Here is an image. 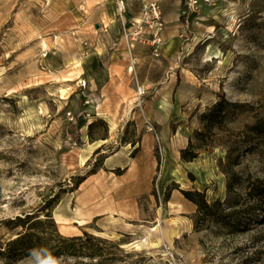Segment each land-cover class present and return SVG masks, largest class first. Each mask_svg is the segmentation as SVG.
<instances>
[{
    "label": "rangeland",
    "instance_id": "1",
    "mask_svg": "<svg viewBox=\"0 0 264 264\" xmlns=\"http://www.w3.org/2000/svg\"><path fill=\"white\" fill-rule=\"evenodd\" d=\"M151 1L166 21L162 55L137 46L135 71L129 74L127 68L114 82L116 92L107 93L101 105L99 92L89 107L84 97L90 93L77 97L85 90L79 86L65 99L50 93L68 88L61 86L66 76L55 67L77 44L85 48L100 34L121 39L115 0H0V221L32 211L56 194L64 197L73 178L87 175L106 156L138 148L135 221L111 216L81 225L71 220L61 234L87 232L120 243L117 260L105 264H264V214L246 231H197V206L182 193L202 191L209 202L226 199L227 176L220 168L225 149L198 157L210 184L184 166L186 188L169 184V201L167 188L158 189L165 147L174 164L181 162L200 115L221 93L235 106L229 124L235 131L264 118V0H135L131 17ZM85 21L87 32L78 35L76 25ZM209 49L223 57L208 56ZM139 84L148 88L141 97ZM125 141H135V147ZM234 169L245 178H264V145L243 151ZM100 171L95 182L115 192L118 175L112 172L109 179ZM53 215L58 217L56 209ZM15 235L0 224L2 241ZM37 259L16 264H38Z\"/></svg>",
    "mask_w": 264,
    "mask_h": 264
},
{
    "label": "trees",
    "instance_id": "2",
    "mask_svg": "<svg viewBox=\"0 0 264 264\" xmlns=\"http://www.w3.org/2000/svg\"><path fill=\"white\" fill-rule=\"evenodd\" d=\"M234 108L226 95L221 93L219 99L200 115V127L181 150V159L187 163L197 159L202 152H213L216 148L226 150L225 158L220 160V168L227 176L225 200L209 202L205 192L182 190L185 198L197 206V231H212L214 228L229 234L246 231L251 227L252 221L264 214V178H245L234 169L240 164L243 151H251L258 144L264 145V118L247 125L241 131H235L229 125ZM128 144L135 147V141H125V145ZM101 150L102 147L96 154ZM137 150L138 148L134 150L131 157H135ZM100 170L107 171L104 162L87 175L73 178L71 189L65 193L75 192L88 177ZM125 171L126 169L121 168L111 170L116 175H122ZM170 192L168 187L165 201L170 200ZM62 198L60 194H56L32 211L0 221L1 225L16 233L6 241L0 239L1 264H16L35 257L38 258V264H59L60 260L84 258L97 260V264L117 260L114 255L121 251L120 243L87 232L72 237L60 233L53 212Z\"/></svg>",
    "mask_w": 264,
    "mask_h": 264
},
{
    "label": "crops",
    "instance_id": "3",
    "mask_svg": "<svg viewBox=\"0 0 264 264\" xmlns=\"http://www.w3.org/2000/svg\"><path fill=\"white\" fill-rule=\"evenodd\" d=\"M128 2L132 6L133 13L135 0H128ZM87 3L85 2L82 6L88 10ZM115 21H112V23H115ZM87 25L88 22L86 23V21L85 23L77 24L76 27L79 30L76 33L78 35L85 34ZM94 25L99 24L94 22ZM117 35L119 36V33ZM94 39H96V36ZM77 45V48L67 58L63 56V64H59L60 69L55 67L58 70H62V73H60L62 77L66 76L60 82L61 86H67L69 90H77L78 81L83 80L87 83V89L80 91L77 97L87 92L93 96L100 95V92L101 101L95 99L96 104L101 105V103L106 102V99L103 100V98L107 97V93L116 92V89H112L114 82L125 75L127 68L130 74L135 71V67L132 72L129 71V59H127L129 54L121 39H112L100 34L99 41L85 42V48H82L80 44ZM132 151L133 149L129 147H123L118 152L109 155L104 161L107 171H103L106 178L111 179V170L115 168L126 169L122 175L116 176L118 189H114L115 192L111 190L109 192L107 191L108 187L105 188L104 184L100 185L95 182L97 177L101 176V171H99L97 174L88 177L78 190L65 195L61 199L56 208L58 214L68 218L69 221L84 220L85 225L97 218H110L111 216L121 221L134 222L135 157H131ZM56 219L59 229H61L64 224L58 220V217H55Z\"/></svg>",
    "mask_w": 264,
    "mask_h": 264
},
{
    "label": "built area",
    "instance_id": "4",
    "mask_svg": "<svg viewBox=\"0 0 264 264\" xmlns=\"http://www.w3.org/2000/svg\"><path fill=\"white\" fill-rule=\"evenodd\" d=\"M116 16L120 23L121 40L124 42L127 53L129 54V71L134 70L137 58L135 51L137 46H143L151 51L155 57H160L164 51L165 40L164 31L166 21L161 12L160 6L156 1L144 4L138 16L131 17L132 6L128 0H115ZM46 56V54H44ZM79 88L86 89L87 83L83 80L78 81ZM148 88L139 84L137 95L139 97L146 94ZM95 99L92 94L84 97L86 106L93 107Z\"/></svg>",
    "mask_w": 264,
    "mask_h": 264
},
{
    "label": "bare ground",
    "instance_id": "5",
    "mask_svg": "<svg viewBox=\"0 0 264 264\" xmlns=\"http://www.w3.org/2000/svg\"><path fill=\"white\" fill-rule=\"evenodd\" d=\"M208 56L209 55H214L213 58H222V52L217 51L213 52L211 49L208 50ZM69 89L67 88H57V89H52L50 92L52 95H55L56 93L60 94L61 98L65 99L66 95L68 93ZM168 108L166 104H164L163 109ZM204 153H202L201 156H203ZM164 157H165V169L160 175L159 178V183H158V189L162 193L166 190L167 186L173 182H176L180 185L181 188H186V181H185V176L183 174V168L186 166L189 170H194L196 174L199 176L200 181L202 183L208 185L210 184V180L208 178V175L206 174V171L203 166L202 159L197 158L192 162L185 163L183 161L174 164L172 162V157L170 155V152L167 147L164 149ZM58 220L63 222L64 225H62V228L67 231L68 226L67 223L69 222L68 218H65L63 216H60L58 214ZM57 222V219H56ZM81 225L85 224L84 220L78 221Z\"/></svg>",
    "mask_w": 264,
    "mask_h": 264
},
{
    "label": "water",
    "instance_id": "6",
    "mask_svg": "<svg viewBox=\"0 0 264 264\" xmlns=\"http://www.w3.org/2000/svg\"><path fill=\"white\" fill-rule=\"evenodd\" d=\"M96 27H97V28H100V26H99V25H96Z\"/></svg>",
    "mask_w": 264,
    "mask_h": 264
}]
</instances>
